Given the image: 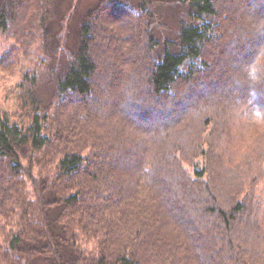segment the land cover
Segmentation results:
<instances>
[{
	"label": "trees",
	"instance_id": "trees-1",
	"mask_svg": "<svg viewBox=\"0 0 264 264\" xmlns=\"http://www.w3.org/2000/svg\"><path fill=\"white\" fill-rule=\"evenodd\" d=\"M56 9L0 0V32L48 51ZM56 47L0 120V264H264V0H101Z\"/></svg>",
	"mask_w": 264,
	"mask_h": 264
},
{
	"label": "rangeland",
	"instance_id": "rangeland-1",
	"mask_svg": "<svg viewBox=\"0 0 264 264\" xmlns=\"http://www.w3.org/2000/svg\"><path fill=\"white\" fill-rule=\"evenodd\" d=\"M101 0H56L57 9L51 14L50 20V38L48 51L42 45V41L37 36L30 46L28 55H24L20 45L12 38L6 37L0 32V57L10 48H16L14 54V65L9 69L0 68V120L4 117L11 122H22L25 119L24 112L20 110L18 93L20 84L26 75H36L40 80L38 87L39 98L48 103L51 99L52 87L49 85L55 75L53 68L60 63L63 68L66 64L65 57L55 54L54 48H57L59 39L68 46L73 47V41L77 34L80 22ZM164 13L163 22L167 26L166 32L172 30L174 24L173 13L168 10H162ZM108 15L102 16V24L110 22L116 16V11L110 9ZM119 14L118 23L126 25L140 26L139 19L133 17L125 21ZM102 24L101 27H102ZM135 29V28H134ZM165 36V35H164ZM93 53L95 50L93 49ZM55 70V69H54ZM56 76V75H55Z\"/></svg>",
	"mask_w": 264,
	"mask_h": 264
}]
</instances>
